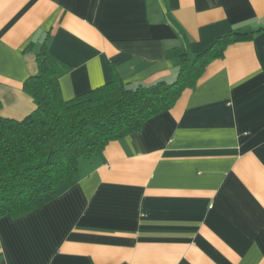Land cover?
<instances>
[{
	"label": "crops",
	"instance_id": "1",
	"mask_svg": "<svg viewBox=\"0 0 264 264\" xmlns=\"http://www.w3.org/2000/svg\"><path fill=\"white\" fill-rule=\"evenodd\" d=\"M229 43L140 131L79 161L74 184L0 217V264H264V0H0V117L44 49L68 100L109 82L172 81L179 60Z\"/></svg>",
	"mask_w": 264,
	"mask_h": 264
},
{
	"label": "trees",
	"instance_id": "2",
	"mask_svg": "<svg viewBox=\"0 0 264 264\" xmlns=\"http://www.w3.org/2000/svg\"><path fill=\"white\" fill-rule=\"evenodd\" d=\"M246 38L249 34L219 36L194 56L172 51L179 60L172 81L129 88L114 72L109 82L68 100L59 86L68 67L41 49L37 73L23 82L35 109L21 120L0 117V217H17L57 198L74 184L81 159L170 110L185 89L196 86L206 67L223 57L229 43Z\"/></svg>",
	"mask_w": 264,
	"mask_h": 264
}]
</instances>
